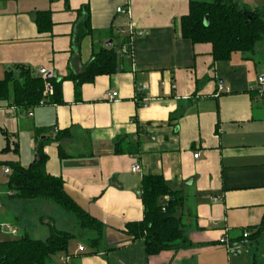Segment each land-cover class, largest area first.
I'll return each instance as SVG.
<instances>
[{
    "label": "crops",
    "instance_id": "1",
    "mask_svg": "<svg viewBox=\"0 0 264 264\" xmlns=\"http://www.w3.org/2000/svg\"><path fill=\"white\" fill-rule=\"evenodd\" d=\"M189 5V0H0V81L8 71L24 68L41 76L44 69L62 81L63 99L29 112L11 98L0 101V150L9 147L12 160L27 167L41 133L48 174L61 177L68 196L104 226L99 253L71 245L68 264H264L262 235L242 242L264 218V95L256 90L257 78L264 76V45L249 57L235 53L215 62L211 44L181 37ZM40 12L49 13V28L39 30ZM130 28L143 32L131 42V59L120 47ZM109 41L122 59L119 70L77 88L71 77ZM112 92L118 95L111 101ZM57 135L65 138L57 141ZM122 140L135 144L136 153H116ZM134 163L138 174L131 172ZM146 175L163 176L181 193L187 248L149 258L144 240L131 242L124 233L128 223L143 219L140 186ZM2 196L11 201L0 224L19 231L18 199ZM8 237L3 240L15 239ZM79 246L85 250L78 253ZM63 255L51 264H61Z\"/></svg>",
    "mask_w": 264,
    "mask_h": 264
},
{
    "label": "trees",
    "instance_id": "2",
    "mask_svg": "<svg viewBox=\"0 0 264 264\" xmlns=\"http://www.w3.org/2000/svg\"><path fill=\"white\" fill-rule=\"evenodd\" d=\"M189 11L180 21L181 37L193 44H211L215 62L229 60L235 53L247 57L254 54L258 45L264 42V10L251 8L236 0H189ZM81 10V17L83 16ZM85 25L89 24V10L85 9ZM83 18V17H82ZM208 20V22H207ZM36 22L39 30L52 24L49 13L40 12ZM130 36L121 43L126 48L123 57L132 58L133 47ZM127 55V56H124ZM116 48H104L97 52L90 65L77 76H70L76 87L93 83L96 76L111 75L119 70ZM122 61V59H121ZM62 81L54 77L42 78L27 69L8 71L0 81V101H8L29 112L40 104L62 103ZM37 147L34 160L24 167L19 161H3L1 155L9 152V147L0 150V169L8 168L7 182L3 186L6 196L19 200H46L57 204L65 212L72 213L78 222L80 233L85 235L89 255H97L104 239L102 222L93 218L68 196L61 177H53L46 170L48 156L45 153L41 133L37 134ZM65 135H57L60 141ZM116 153L134 154L137 146L128 141H118ZM60 156L64 151L59 147ZM140 199L143 203V219L130 222L124 233L131 242L142 241L146 245L147 256L154 257L163 251H179L190 245L184 230L183 218L179 212L184 201L181 193L168 186L161 175H146L140 186ZM49 237L35 240L28 236L14 240L0 241V264H51L54 258L68 254L69 246L76 234L60 230L46 222ZM248 241H256L264 235L262 222L249 230Z\"/></svg>",
    "mask_w": 264,
    "mask_h": 264
},
{
    "label": "rangeland",
    "instance_id": "3",
    "mask_svg": "<svg viewBox=\"0 0 264 264\" xmlns=\"http://www.w3.org/2000/svg\"><path fill=\"white\" fill-rule=\"evenodd\" d=\"M205 1V0H199ZM239 2H244L245 4H249L251 8H259L264 10V0H236ZM117 46V44H115ZM261 46L264 45L260 44ZM12 154H2L1 159L3 161H11ZM6 176L3 172V168L0 169V193L4 192L3 186L6 184ZM0 216L1 214H5L7 212L5 205L10 202L11 200H7L6 197H0ZM45 200H16L18 204L17 212L20 213L21 218L18 220L19 223H14L15 226L19 229L18 234L15 238H21L24 236H28L35 240H44L49 237L48 234V225L46 221L50 222L52 225L60 230L72 232L76 234V238L71 241V245H76L77 243L82 244L85 248L89 249L86 245V240L82 238L80 235V230L78 227V222L75 216L72 213L65 212L60 206L57 204L55 205L52 202H44ZM29 202V203H28ZM34 202V203H33ZM46 203L48 206V210L45 209L43 204ZM35 207V210L33 207ZM35 211V213H34ZM4 216V215H2ZM9 239L8 236H4L0 233V239ZM264 240V236L262 235ZM264 249V243H263Z\"/></svg>",
    "mask_w": 264,
    "mask_h": 264
},
{
    "label": "built area",
    "instance_id": "4",
    "mask_svg": "<svg viewBox=\"0 0 264 264\" xmlns=\"http://www.w3.org/2000/svg\"><path fill=\"white\" fill-rule=\"evenodd\" d=\"M120 12H123V10L120 8L119 10H118V13H120ZM125 13L126 14H129V12L128 11H125ZM128 35L130 36V38H131V41L134 39V37L136 36V35H143V32H134L131 28L129 29V31H128ZM123 51L124 52H126V48L124 47L123 48ZM41 76H44V77H48L49 78V75H47V72H46V70H44V69H40V71L38 72ZM256 90H257V92L260 94V95H264V76H259L258 78H257V81H256ZM117 95H118V93L117 92H112L111 94H110V96H109V100H115L116 99V97H117ZM145 107V106H144ZM197 154L195 155V158H197ZM140 170H141V168H140V166L137 164V163H134L132 166H131V172L133 173V174H138V173H140ZM4 173H5V175H8L9 173H10V171H9V169L8 168H4ZM18 230L15 228V227H12V226H10V225H8V224H0V233L1 234H3V235H6V236H10V237H12V238H15L16 237V235L18 234ZM250 235H249V233H245L244 235H243V241L242 242H244V243H247V239H248V237H249ZM1 240H3V239H0V241ZM219 242H221V244H223V245H226V247H227V249H230V247H229V245H228V243L224 240V239H221ZM79 249H78V253L79 252H82V251H84L85 249H84V247H78ZM70 259H71V256L70 255H63V256H61L60 258H59V262H61V264H68L69 263V261H70Z\"/></svg>",
    "mask_w": 264,
    "mask_h": 264
},
{
    "label": "water",
    "instance_id": "5",
    "mask_svg": "<svg viewBox=\"0 0 264 264\" xmlns=\"http://www.w3.org/2000/svg\"><path fill=\"white\" fill-rule=\"evenodd\" d=\"M207 22H208V20H207ZM111 44H112V42L109 41L105 47L107 48V47H109Z\"/></svg>",
    "mask_w": 264,
    "mask_h": 264
}]
</instances>
